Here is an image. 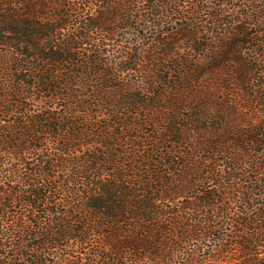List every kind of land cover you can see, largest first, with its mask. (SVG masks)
Segmentation results:
<instances>
[{
	"label": "trees",
	"instance_id": "16d2710c",
	"mask_svg": "<svg viewBox=\"0 0 264 264\" xmlns=\"http://www.w3.org/2000/svg\"><path fill=\"white\" fill-rule=\"evenodd\" d=\"M0 264H264V0H0Z\"/></svg>",
	"mask_w": 264,
	"mask_h": 264
}]
</instances>
